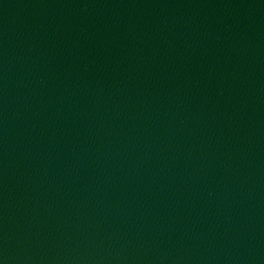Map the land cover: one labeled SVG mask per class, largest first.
Listing matches in <instances>:
<instances>
[{
    "label": "water",
    "instance_id": "1",
    "mask_svg": "<svg viewBox=\"0 0 264 264\" xmlns=\"http://www.w3.org/2000/svg\"><path fill=\"white\" fill-rule=\"evenodd\" d=\"M0 264H264V0H0Z\"/></svg>",
    "mask_w": 264,
    "mask_h": 264
}]
</instances>
